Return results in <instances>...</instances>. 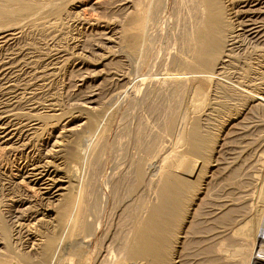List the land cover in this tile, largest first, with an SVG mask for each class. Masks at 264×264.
<instances>
[{
  "label": "bare ground",
  "instance_id": "6f19581e",
  "mask_svg": "<svg viewBox=\"0 0 264 264\" xmlns=\"http://www.w3.org/2000/svg\"><path fill=\"white\" fill-rule=\"evenodd\" d=\"M129 1L132 4L130 11L123 12V9L119 15L123 28L118 39L123 49L134 55L140 50L142 38H145L150 25L157 22L169 0ZM185 1L187 0H173L176 16L179 19L182 16L183 21L189 20L184 26L185 33L182 34L181 41L183 46L176 61L182 72L176 73L175 77L162 78L161 84L159 83L161 86L149 87L145 92L143 90L145 100L151 101L156 95L168 97V102L169 98H173L169 109L164 110L162 129L159 127L157 133L149 134L153 136L149 141L145 137L148 141L146 146L142 147V124L132 131L135 142L143 149L139 151L144 153L130 159L127 169L123 170L122 167V171L118 169L113 172L104 185L99 183L112 124L94 141L95 132L104 122L100 120L101 107L92 99L95 94H88L91 100L86 101V106L83 102L86 112L84 110L85 113L74 118L83 119V123L71 126L73 115L65 117L59 124L61 130L53 142L46 143L45 152L33 159L24 171L20 168V176H14L15 185L25 191L29 200L33 201L40 196V200L45 201L41 202L45 204L42 212L37 211L31 219L33 221L26 223L28 248L32 251V255H27L26 259L35 260L36 264H62L64 258L60 252L70 246L83 251V256L92 250L94 261L100 264H141L142 260L148 264H177V248L187 245L202 247L199 249L207 254L208 258L204 257L207 264H264V169H257V163L250 164L248 159L247 163L237 162V155H234L233 160L223 163L218 159L221 151L217 152V157L212 158L215 144L222 140L219 145L224 146L229 139L224 136L225 133L221 139L218 138L217 133L204 129L201 123L202 112L205 111L203 101L212 93L223 94L227 99L235 97L236 100H243V104L249 100L258 107L264 106V46L256 48L254 52H246L242 57L236 53V49L246 41L264 45V0H190L191 9L183 14ZM62 2L0 0V48L13 42L34 22L42 20L49 25L56 23L66 11L67 6ZM98 2L100 0H95L93 4ZM83 6L86 8L87 5ZM80 7L81 4L77 8ZM8 19L11 20L9 25L4 22ZM97 22L90 20L84 23L91 28L92 25H98ZM104 32L101 30L99 34ZM111 37L113 36L110 35ZM24 53L23 50H16L8 57H0V86L7 92L17 88L15 79L12 80L11 76L21 70L20 60L27 55ZM61 58L62 55L51 59L48 66L51 65L52 68H48H55ZM48 68L38 72L40 78L49 74ZM228 70L239 71V76L236 75L239 78L235 80ZM237 71L234 72L238 73ZM256 76L263 82L255 86L260 92L254 93L249 81L254 82ZM141 81H145V78L142 77ZM164 89L169 92L164 91L163 94ZM189 90L194 96H200L202 102L195 98L196 103L192 99L193 103L189 99L193 103H190L191 108H188L187 102L186 107L181 109ZM4 94L7 93L0 92V154L29 150V141L41 126L40 121L51 114L41 112L36 118L25 117L15 110L17 97L14 101L4 100ZM218 105L224 111L229 104L219 101ZM36 107L34 105L32 108L35 110ZM227 122L230 125L231 120ZM82 125L88 128L83 133L79 132ZM228 134L229 132L226 133ZM243 134L238 133L241 138ZM169 136L173 137L172 140H169ZM262 155L258 154L257 157ZM147 165L154 168L150 169ZM215 167L218 174L221 173V179L213 186V175L216 173L212 170ZM82 169L85 170V176L80 182ZM75 182L78 184H74ZM106 214L109 220L118 216L114 226L106 223ZM67 236L65 245L64 239ZM81 257H78L79 262ZM201 263L203 264L202 261Z\"/></svg>",
  "mask_w": 264,
  "mask_h": 264
},
{
  "label": "rangeland",
  "instance_id": "374dc122",
  "mask_svg": "<svg viewBox=\"0 0 264 264\" xmlns=\"http://www.w3.org/2000/svg\"><path fill=\"white\" fill-rule=\"evenodd\" d=\"M57 1L61 2V0ZM62 1V4H66L67 7L64 15L59 18L60 20L58 19L57 22L52 25L47 24V21L40 20V22H34L35 24L30 25V27L25 26L26 28H23L24 30L22 31L23 36L22 33L19 34L17 38L14 39V41L17 39L15 42H10L8 45L3 47L4 49L0 48V57L3 58L10 56L14 52H16V50H23V52L25 51V53H27L26 57L24 56L22 61L20 60L21 70L14 73L16 76L14 74L13 76H11L12 80L15 79L14 83H16L17 88H13L12 91L7 92L0 86V92L3 91V93L6 92L8 94H4L2 98L4 100L10 99V101L18 99L16 105H14L15 110L23 114L25 117L36 118L39 114H41V112L42 114H51L44 121L39 120L42 127L40 126L35 130L34 137L32 136L31 141H29L31 150L23 149L11 153L0 154V264H36L35 260L31 261L29 259H26L27 255H32V251H30V249L28 248L29 236L25 228L27 222L33 221L31 219L34 218L37 211L42 212L45 201L40 200V196H38L37 199L33 201L29 200L25 191L18 185H15L14 176H20V174H18L20 168L24 171L25 168L29 167V164L33 162V159H37L41 153L45 152L44 150L47 148L45 146L46 143H52L55 139V136H57V134L59 133V130H61V125H59L60 122L65 117H70L73 115L72 118L74 119L79 114L85 113L87 109L84 106L88 104L86 103V101H88L89 99L91 100V97H88V94H95L92 99L96 100L98 104H95L98 107H101L100 120L104 123H101L99 128L97 129V131H99L95 132L94 141H97V139L102 135V132L107 131L110 127V124H112V128L108 133L109 136L107 139L106 152L104 154L105 157L103 156L104 170L102 172V175L99 176V178L102 177L99 183L104 185L105 180H107L113 172L117 171L118 169V171H122L123 168V170L127 169V167H129L131 163L130 159L137 157V154L141 155L144 153V151L140 152L139 150H143L142 147L146 146V142L152 139V135L157 133L158 129H162L164 121V110L169 109L168 106H171V100L173 103L172 97L169 98L170 101L168 102V97L163 98V95H156L151 101L145 100L143 96V90L145 92V90L149 89V87L155 88L157 86H161L159 85V83L162 78L175 77L176 73L179 74L178 72H182V69L179 68L176 61L183 46V42L181 41L183 38L182 34L184 35L185 33L184 26L185 24H188L187 22H189V20L186 21L185 19V21H183L182 16L180 17V19L176 16L174 12L173 0H169V3L167 4L164 12L159 14L157 22H154L150 25L145 38H142L140 50H138V52L134 55L128 53L125 48L123 49V46L119 44L120 40L118 39V35H120V31L123 28V22L121 23L122 19L119 15L123 11V9V12L130 11V9L132 8V4L129 0H100L101 3L98 2L95 4H93L95 0H67L66 2H64L65 0ZM123 1L127 2L123 3ZM80 4L82 5V7H80L81 10L77 8L80 6ZM84 4L87 5L86 8L83 6ZM184 6L186 8H182L184 9L182 11L184 12L183 14H185L188 9H191L190 0L185 1ZM124 7L127 8L125 9ZM90 20H92L93 22L98 21V25H92V29L89 28L88 25H85L84 22ZM4 22L7 25L11 24V20L9 19ZM101 30L102 32L105 31L106 33L104 32V34L102 35L99 34ZM110 35L114 37H111L112 40L110 38ZM106 36L108 38H106ZM114 39H117V41H114ZM108 40H110V42ZM254 44H256V42L252 43V41H246L244 42L243 46H240L238 49H236V53H238L242 57V55H246V52H254L255 50L264 46L263 43H257L256 45ZM20 47L23 48L20 49ZM4 54L7 56H5ZM59 54L62 55L60 63L56 65L57 67L54 66L55 68L50 70L49 68H52V66H48L49 61L57 56H60ZM21 57H23V55ZM25 64L26 67H24ZM260 64L262 63L260 62ZM44 68L49 69H47V73L49 74H46L40 78V73L38 72L44 70ZM228 71H230V74L232 72V76L234 75V79L239 78H237L236 76H239V71ZM234 71H237L238 73ZM142 77L145 78V81L140 82V79ZM255 78V84L253 81L247 80L250 82V87L251 89H253L251 91L254 93L260 92L259 90L257 91V88L255 86L260 82H263V80L259 77L257 78L256 76ZM262 87H264V85H262ZM254 88L256 90H254ZM164 91L169 92V90L167 91V89H164L162 92L163 94ZM186 95L187 96H185L184 98L181 109H184L186 107L185 104L187 102L188 108H191L190 106L191 104L193 105V101L195 100V98L199 102H202L200 101L201 97L194 96V93L191 90H189ZM5 96L8 97L6 98ZM15 97L17 98L15 99ZM207 98L203 101V109L205 111L203 110V115L201 114V123L204 129L217 133V135H219L218 138L220 139L225 133L224 136H228L227 139H229L226 140L227 143L226 145H224L225 147L220 146L222 144V140L216 143L211 157H217V152L221 151L219 153V155H221L218 157V159H220L219 161L223 163L231 159L233 160L234 155L235 157L237 155V162L242 163L243 161H246L247 163V161L249 160L248 163L250 164L257 163L255 164L257 169H260L262 167L264 169V155H262V153H264V150H262L264 149V106L260 105L258 107V105L256 106L255 103L250 102L249 100H247L243 104V100H236L234 99L235 97H230L232 99H227V97H224L223 94L215 95V93H212ZM189 99L193 103L189 102ZM219 101L228 103V109L222 111V107L218 105ZM79 103H81L82 105ZM151 104L154 106L152 107ZM34 105L37 106L35 110L32 108ZM160 109L163 110V112ZM227 120H231L230 125L227 124ZM83 121V119L77 118L72 120L70 122V125H79L82 124ZM141 124L144 128L142 147H140V145L135 142V138L132 132L135 131L136 127ZM56 125L58 126L54 127ZM125 129L128 130L126 131ZM86 130H88L87 126L82 125L79 129V132L83 133V131L85 132ZM245 130L247 133L245 132ZM228 132L230 135H226V133ZM238 133H244L242 138L240 137V135H238ZM87 134L88 133H86V135ZM145 137H147L146 139L148 141L145 140ZM168 138L169 140H172L173 137L169 136ZM229 141L231 143H228ZM243 145L244 148L242 147ZM239 150L242 152H240ZM256 153L257 155H262V157H257ZM248 155H250L251 158H249ZM149 157L151 158V156ZM254 160L256 162H254ZM147 166L150 169L154 168L149 165ZM212 171H215L216 173L215 175H213V181L211 184L214 186L215 184H217V182L219 183L221 179V173L220 175L218 174L217 167H215ZM84 174L85 170L82 169L80 182H82L83 177L85 176ZM74 184L78 183L75 182ZM38 201L40 202L38 203ZM113 216L112 217L115 218V215ZM106 219H108L106 221L107 224L112 223V225L114 226V224L118 220V216L116 215L115 219L109 220V217L107 218L106 214ZM65 234L66 231L63 235V238ZM100 236L101 234L99 235V237ZM67 238L68 236L64 239V244L66 243ZM70 248V246H66L65 248H63L64 252L63 250L60 252V255L63 254L62 257L67 261H65V263L63 259L62 264H100L99 262L94 261L92 250L87 252L85 256H83V251L77 248L76 250L75 248H73L74 250L71 248V253ZM199 248L202 247L187 245H181L180 247H178L177 253L178 251L179 253L177 259L179 260V262L177 264H179L180 261V264H202L201 261L203 262V264H207V254L205 255L203 252L204 250ZM262 249L264 250V244L262 246ZM67 250L69 251L68 253ZM74 255L78 256L79 258L83 256L81 257V262H79L80 260H78V257H74ZM70 256L73 258H70ZM204 257L206 258L204 259ZM70 259H72L73 261ZM54 260L55 257L53 261ZM68 260L70 262H68ZM143 261L144 260H142V262L140 261L141 264L143 263ZM145 262L147 261H144L143 264H148Z\"/></svg>",
  "mask_w": 264,
  "mask_h": 264
}]
</instances>
